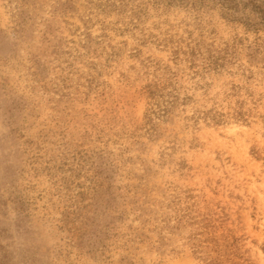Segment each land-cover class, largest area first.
<instances>
[{"label":"rangeland","instance_id":"rangeland-1","mask_svg":"<svg viewBox=\"0 0 264 264\" xmlns=\"http://www.w3.org/2000/svg\"><path fill=\"white\" fill-rule=\"evenodd\" d=\"M236 37L253 75L207 89L242 88L251 124L176 110L149 132L144 66L176 67L165 42ZM261 37L193 0H0V264H264Z\"/></svg>","mask_w":264,"mask_h":264},{"label":"trees","instance_id":"trees-1","mask_svg":"<svg viewBox=\"0 0 264 264\" xmlns=\"http://www.w3.org/2000/svg\"><path fill=\"white\" fill-rule=\"evenodd\" d=\"M172 1V0H171ZM190 1V0H182ZM195 4L210 6L219 9L224 20L230 24L240 25L245 28L247 34L256 37L255 47L260 50L263 41L261 34L264 33V0H193ZM243 39L236 37L232 42H226L217 46L210 44L202 48V44L183 46L180 42L167 40L166 46L173 45L172 67L167 63L149 62L145 65L144 76L146 83L141 87L142 96L146 100L147 114L146 125L148 131L156 128L155 118L170 116L174 111L180 110L185 115V121L195 130H199L203 124L208 126H225L232 121L242 124H251L258 115L256 108L251 107L247 100L240 98L242 88L233 85L223 96L216 94L210 96L208 93L207 78L209 75L221 72L233 73V69L244 74L253 75V72L242 62L241 46ZM251 48V46H248ZM180 72L189 73L193 82L190 87L182 82L183 76ZM204 89L203 98L195 96L194 90ZM227 235L215 238L218 247L232 249L235 244ZM230 234V235H228ZM223 253L227 264H236L235 253Z\"/></svg>","mask_w":264,"mask_h":264}]
</instances>
